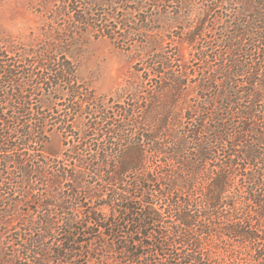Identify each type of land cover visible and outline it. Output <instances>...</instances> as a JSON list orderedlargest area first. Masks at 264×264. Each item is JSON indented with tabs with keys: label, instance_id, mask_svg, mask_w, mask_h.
I'll return each instance as SVG.
<instances>
[{
	"label": "trees",
	"instance_id": "16d2710c",
	"mask_svg": "<svg viewBox=\"0 0 264 264\" xmlns=\"http://www.w3.org/2000/svg\"><path fill=\"white\" fill-rule=\"evenodd\" d=\"M148 1L156 7H165L169 3V0H64L67 12L72 14L71 32L91 28L101 38L115 43L121 39L128 45L140 42L143 39L141 35L157 31L151 25L155 21L152 14L148 17L141 14L142 3ZM95 2H99L97 7ZM130 5L137 6V9L129 8ZM258 6L264 7V0L252 6L251 14L243 15L244 11L240 10L232 20L228 18L233 25L230 29L237 35L225 31L220 33V38L212 40L218 50L210 52L209 42L202 44L207 51L203 52L205 56L202 58L214 64L212 70L207 67V75L202 73L196 85L198 98L187 106L182 115L185 120L182 138L193 146L187 150L184 146H171L170 151L164 152L181 168L189 170L191 176L181 180L173 176L168 180V172H154L142 167L144 152L146 149L156 152V146H139L141 140L132 142L125 137L123 145L135 146L118 147L113 164L100 165L110 178H101L98 186L101 188L116 182L111 190L113 195H97L101 204L89 212L83 223L78 218H70L69 209L62 206L66 202L57 205L48 201V188L64 181L78 186L79 176L68 170L64 159L44 155L46 127L59 123V128L66 131L72 116L79 113L76 104L79 108L84 105L90 111L88 116L97 113L103 120L106 111L96 104L91 91H83L76 86L69 62L63 58L62 62L49 63L54 68L47 67L48 73L44 77L38 76L35 81L38 84L46 82L52 89L64 82L71 98L65 104L70 116L50 120L35 116L26 121L23 118L6 120L0 116V163L6 169L12 165L13 170L10 178L6 177L8 182H4V172H0L3 234L8 233L7 227L17 224L14 223L19 215L16 210L22 203L26 206L32 203L33 210L41 208L36 222L20 223V228H14V235L6 240L5 256L11 264L16 260L20 264L26 260L32 264H44L48 255L56 261L66 260L75 253V247L82 245L77 241L79 237L91 236L89 231L92 230L100 239L114 237L115 229L121 223L133 228L127 232L129 239L122 246L124 264H208L201 251H210L205 238L211 236L229 247L232 244L249 246L257 251L255 264H264L261 231L264 229V9L260 10ZM121 11L129 16L142 17L141 24L130 26L127 15L118 18L117 13ZM248 15L249 19H245ZM10 63L13 62L0 56V84L11 88L16 77ZM175 78L179 79V76ZM21 79L31 82L32 76L23 74ZM174 85L180 87L178 80L176 84L174 80ZM2 88L0 86V93L4 94ZM22 103L23 107L29 106L26 101ZM91 105L96 107L93 112ZM168 115L169 112L164 113L162 127L168 124ZM89 126L95 129V124L90 123ZM122 130L117 129L118 133ZM71 133L66 132L65 138L72 136ZM106 135L112 139L111 131ZM77 140L80 142L82 138L79 136ZM114 147L96 146L100 159L107 161V151ZM82 148L87 150L84 146ZM75 159L79 160L78 152L72 162ZM209 159L218 161L214 162L212 169L205 171L206 181L200 171L203 172L205 161ZM246 160L253 162L249 170L240 164ZM123 176L129 177L130 182H123ZM232 182L238 184L229 196ZM72 193L70 188L67 195L70 202L75 199ZM247 205L255 207V210L250 212ZM58 207L62 216L56 212ZM250 213L255 220L249 217ZM53 215L59 216L57 221L52 219ZM46 241H51V250ZM176 245H186L188 252L180 255L176 249L175 253L168 254L165 261L156 260L159 253L170 252L167 247ZM152 257L156 258L150 259ZM169 258L173 262L168 263Z\"/></svg>",
	"mask_w": 264,
	"mask_h": 264
},
{
	"label": "rangeland",
	"instance_id": "374dc122",
	"mask_svg": "<svg viewBox=\"0 0 264 264\" xmlns=\"http://www.w3.org/2000/svg\"><path fill=\"white\" fill-rule=\"evenodd\" d=\"M179 1L182 4H178ZM257 2L260 0H169L165 7H156L151 1L145 2L140 7L141 14L144 17L152 14L155 21L151 25L157 31L147 33L146 36L141 35L140 38L143 39L140 42L128 45L121 39L119 43H115L101 38L91 28L71 32L69 27L72 26V14L67 12L64 0H0V56L13 62L10 65L14 66L16 77L11 88L0 84L3 87L1 90H4V94L0 93V116L6 120L23 118L25 121L35 116H43L48 120L70 116V111L65 108V104L71 100L66 84L60 82L52 89L46 82L38 84L35 81L38 76L44 77L48 73L47 67L54 68L49 63L62 62L63 58L72 66L76 86L83 91H91L96 104L106 111L103 120L97 113L88 116L90 111L84 105L79 108L76 104L75 108L79 113L72 116V120L67 123L70 129H60L59 123L46 127L47 143L44 146V155L64 159L68 170L79 176L78 186H74L71 181H64L48 188V201L57 205H62L64 201L66 203L62 206L69 209L67 213L70 218H78L82 223L87 220L89 212L101 204L97 195H113L111 190L116 182L101 188L98 186V180L110 178L105 174V168H100V165L109 162L111 166L118 147L135 146L123 145L125 137L132 142L141 140L139 146H156V152L146 149L142 167L154 172L164 170L169 174L168 180L173 176L180 180L190 177L189 170L181 168L182 166L164 152L170 151L171 146H184L185 150L193 146L182 138L185 123L182 115L187 106L198 98L196 85L202 73L207 75V67L212 70L214 64L202 58L205 56L203 52H207L202 44L204 41L209 42L210 52L218 50L212 40L220 38V33L224 31L237 35L230 29L233 26L230 24L232 16L240 10L244 11L243 15L251 14L252 6L257 5ZM98 3L95 2V7ZM134 7L137 9L134 5L129 8ZM258 8L264 9L260 6ZM91 10L94 13L93 8ZM117 14L118 18L127 15L130 26L141 24L142 17L129 16L122 11ZM230 17L231 20H228ZM249 17L250 15L245 16V19ZM141 42L145 43L140 44ZM23 74H31L32 81L21 79ZM177 76L179 79L175 78ZM174 80L175 84L178 80L180 87L174 85ZM23 101L29 106L23 107ZM95 108V105H91V112ZM166 112H169L168 124L162 127ZM90 123L95 124V129L90 128ZM117 127L124 129L123 132L118 133ZM68 131L73 135L65 138ZM108 131L112 134L110 140L106 135ZM79 136L82 138L80 142L77 140ZM68 141L69 143H64ZM96 146L115 147L107 151V161H102ZM76 152L79 160L72 162ZM217 161L206 160L200 174L204 176L205 171L212 169ZM240 164L248 170L253 167V162L249 160L240 161ZM160 166L163 168L160 169ZM0 172H4V182H8L6 177L10 178L12 165L6 169L0 163ZM203 176L207 181L206 175ZM122 180L125 183L130 182L127 176H123ZM232 183L229 196L238 184ZM70 188L75 196L71 202L67 199ZM32 206V203L28 206L22 203L16 210L19 215L14 223L17 224L7 227L6 235L3 234V226L0 224V263L11 264L5 256V242L14 235L13 229H19L20 223L28 220L37 221V213L41 208L33 210ZM247 206L250 212L255 210V207ZM59 209L60 207L56 212L62 216ZM109 213L107 209V214ZM58 217L53 215L52 219L57 221ZM249 217L255 220L252 213ZM132 229L121 223L115 229L114 237L102 239L94 230L89 231L91 236L79 237L77 241L82 242V245L75 247V253L66 260L56 261L48 255L44 264H124L121 250L129 239L127 232ZM261 231L264 239V229ZM205 241L208 244L207 250L210 251L201 252L208 264H255L257 251L249 246L245 248L243 245L232 244L229 247L215 236L207 237ZM51 245V241H46L49 250ZM15 248L18 249L17 246ZM167 248L170 252L163 251V255L159 253L158 259H150L165 261L168 254L175 253L176 249L180 255L189 249L186 245ZM167 262L173 260L169 258ZM20 263L17 260L13 262ZM23 264L32 263L26 260Z\"/></svg>",
	"mask_w": 264,
	"mask_h": 264
}]
</instances>
